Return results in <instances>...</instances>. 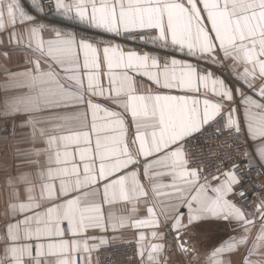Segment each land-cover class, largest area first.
<instances>
[{"label": "snow or ice", "instance_id": "snow-or-ice-1", "mask_svg": "<svg viewBox=\"0 0 264 264\" xmlns=\"http://www.w3.org/2000/svg\"><path fill=\"white\" fill-rule=\"evenodd\" d=\"M50 2L71 27L39 22L20 0H0V30L12 26L7 43H25L38 54L31 67L9 73L27 91L5 98L0 117L35 128L36 114L57 112L52 130L41 129L51 151L36 181L39 193L25 174L11 190L13 220L0 264H53L48 256L54 264H93V252L124 229L137 230L140 264H171L173 249L192 253L186 237L216 220L235 222L242 235L216 247L209 264H231L223 257L247 243L254 218L264 240V0ZM30 3L44 12L43 0ZM224 68L231 80L219 71ZM245 125L251 145L240 140ZM210 136L219 146L209 152L214 167L202 149L190 150ZM252 170L262 178L244 205ZM163 175L172 182L155 183ZM142 177L156 195L171 188L172 202L157 211ZM141 201L145 218L136 216ZM117 202L132 205L127 216L111 211ZM243 264H264V251L253 244Z\"/></svg>", "mask_w": 264, "mask_h": 264}, {"label": "crops", "instance_id": "crops-1", "mask_svg": "<svg viewBox=\"0 0 264 264\" xmlns=\"http://www.w3.org/2000/svg\"><path fill=\"white\" fill-rule=\"evenodd\" d=\"M20 3L27 12L33 14V10L35 11V9L32 7L30 0H20ZM44 24L54 25L49 22ZM11 28L12 26L6 23V28L0 30V39L5 41L4 44H0V105H2L5 98L22 95L27 91L26 88L17 87L16 83L20 78L13 77L9 73L23 71L25 68L31 67L32 65L29 61L34 60L36 55H38L29 49L25 43L19 45L14 42L7 43ZM116 42L124 43L126 47H137L143 48L144 50H149L150 48V46L140 44L139 42L135 44H128L126 41ZM178 58L182 57L178 56ZM227 69L229 78L226 76L225 78L231 80L232 72L229 68ZM142 82L145 84L148 83L146 79L142 80ZM56 114V110H46L36 114V119L39 123L35 125V128L16 117L7 119L1 117L0 119V255L3 254V248L5 246L3 239L6 233V224L13 220L10 204L15 202V200L10 194L11 190L16 187L17 178L21 174H25L29 180L36 183L40 171L46 170L48 166L47 158L51 150L47 144V136L41 135V129H44L45 132H50L52 125L56 123L53 119ZM237 115L243 120L242 108ZM244 136L249 141V145H251L252 141L248 138L246 125ZM34 161L38 163H34ZM156 171L165 170L156 169ZM9 179L12 180V184L8 183ZM142 180L145 184L149 185L150 195H152L157 205V211H160L165 205L172 202L171 188L160 187V194L156 195L155 193H151L149 181L143 177ZM171 182V177L168 175L155 178V183L159 185H167ZM26 187L27 185L23 182L19 184L20 191H23ZM36 191L38 194L39 183H36ZM131 208V204L117 202L112 206L111 211L117 216H127ZM136 208V216L138 218H145L146 207L143 201L137 204ZM182 211L187 212V209L182 208ZM247 211L253 212L254 209L249 207ZM260 226L259 219L254 218L252 230L247 236V243L239 245L233 253L223 258L230 260L231 264H243L245 253L253 244L257 246V251H264V240L259 239ZM143 231H145L146 235L150 236L148 229H143ZM137 234V230L135 229L118 231L114 235L120 237V239L112 243H125V241H130L137 247L135 243ZM241 235L242 232L236 228L235 222L230 224L223 220H216L210 225H206L203 230L194 232L190 238L186 237L187 243L193 248L192 253L182 254L173 249L168 254L171 264H209V256L216 247L228 241L231 237H240ZM167 239H169L168 243L171 244L172 236H168ZM32 243L35 242L33 241ZM96 251L92 254L93 264H97ZM252 258L259 259L258 256ZM45 259L52 261L54 264L56 257L48 256Z\"/></svg>", "mask_w": 264, "mask_h": 264}, {"label": "built area", "instance_id": "built-area-1", "mask_svg": "<svg viewBox=\"0 0 264 264\" xmlns=\"http://www.w3.org/2000/svg\"><path fill=\"white\" fill-rule=\"evenodd\" d=\"M44 12L37 14L36 11L33 10V14L37 17L39 22H44L45 20H51L56 15V11L51 5L50 0H43ZM76 30H79L77 28ZM106 36V34H100ZM222 75L229 78L228 69H220L219 70ZM1 119V117H0ZM220 141H225L228 138L226 136H221L218 138ZM240 140H247L245 136H241ZM249 143V141L247 140ZM219 146L216 142V138L208 137L206 140L201 139L200 141H194L190 145V150L193 153H198L200 149L203 150V155L206 162L210 165V167H214L217 163L216 160L212 159L209 155L210 150L217 149ZM221 152L231 151L230 147H221ZM248 179H246L245 184L243 185L245 189L249 190L248 198L246 200L240 201L241 204L250 205L252 200L254 199V194L257 191L256 182L262 178L260 174H258L255 170L249 171L247 174ZM248 209V208H247ZM169 240V239H167ZM136 249L134 243L125 242V243H111L110 246H103L99 250L96 251L97 256V264H140V257L136 255Z\"/></svg>", "mask_w": 264, "mask_h": 264}, {"label": "rangeland", "instance_id": "rangeland-1", "mask_svg": "<svg viewBox=\"0 0 264 264\" xmlns=\"http://www.w3.org/2000/svg\"><path fill=\"white\" fill-rule=\"evenodd\" d=\"M55 19H51V20H45L44 22L42 23H50V24H54V25H58L60 27H71V23L65 19H63L58 13H56V15L53 17ZM83 30V26H80L79 27V30L77 31H81ZM99 33V30H93V29H88L87 30V34L89 35H92V36H96L97 38H100L101 35L98 34ZM106 38V36H105Z\"/></svg>", "mask_w": 264, "mask_h": 264}]
</instances>
